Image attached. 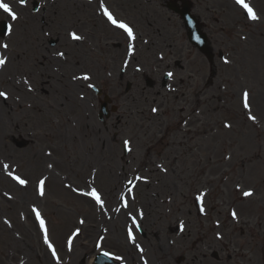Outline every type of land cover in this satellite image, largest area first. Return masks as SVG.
Listing matches in <instances>:
<instances>
[{
	"label": "rangeland",
	"instance_id": "obj_1",
	"mask_svg": "<svg viewBox=\"0 0 264 264\" xmlns=\"http://www.w3.org/2000/svg\"><path fill=\"white\" fill-rule=\"evenodd\" d=\"M248 1L256 8L258 19L249 20L248 15L240 11L241 27L237 37L244 38H241V57L237 61L239 66L218 73L210 86L199 87L193 75L180 72L176 77L181 76L184 81L176 89L169 91L159 86L154 89L146 87L145 91L134 92L136 95L133 96L132 92L125 91V85L120 84L117 72L109 75L111 70L108 69L113 59L101 55L97 63L107 61V69L97 63L88 67L87 59L82 57L81 61L78 59L79 70L75 65H68L69 69L58 72L55 78H60V88V83H64L62 89L70 77L92 73L95 76L92 82L104 89V93L110 95L119 106L118 113L113 114L105 124L102 123L99 119L101 98L90 89L88 83L91 82L82 77L74 82L79 91V103L84 101L94 109L99 135L93 139L91 151L85 144L79 146L70 143L69 154L79 156L83 163L91 165L89 171H79V176L90 178L92 171L95 174L92 185L87 180L76 181L74 173L60 162L61 157L51 153L50 140L41 143L39 130H35L36 124H42L46 133H49L50 125L54 123L65 126L71 120L76 124L81 107L71 103V107L54 112L53 115L45 108L38 115L27 109L21 112L14 105L10 83L0 76V88L10 94L7 100L11 102L10 108H6L4 100L0 98V160L10 163L11 171L18 175L25 174L30 179L26 187L16 185L0 170V264H48L46 259L54 264H92V256L97 253L96 247L111 250L125 264H157L158 260L166 263L170 255L176 261H182V264H250V261L264 264L261 251L264 231H261L262 237H256L255 240L246 231L236 242L239 231L231 234L227 219L224 229L221 225L218 229L207 231L206 237H210L213 246L211 249L202 244L205 233L201 236L199 229L189 235L185 242L179 243L175 250L169 245L167 237H175L174 233L166 232L160 237L156 234L159 222L156 223V220L160 218L158 213L162 208L169 207L175 201L176 207L181 205L185 210L192 202L190 192L200 182L208 184L206 189L209 191L211 209L224 205V216H227L234 203L240 200L245 202V191L253 190L251 201L254 205L245 207L243 204L237 212L242 213L241 217L246 221L243 229L254 228V223H257L264 230V0ZM212 2L220 5L217 0ZM235 19V16L232 18L228 14L229 21L234 22ZM164 26L165 29L160 27L161 36L154 34L152 51L167 57L173 50L169 46L179 44L182 40L178 35L173 36L175 29L171 23ZM154 28H150V31L153 32ZM44 30L51 36L64 31L65 38L53 49L63 52L68 59L74 58L76 43L69 35L74 30L70 24ZM35 32L38 31L35 29ZM34 36L26 47L31 52L26 55L27 62L31 61L40 45L52 47L44 32L41 35L35 33ZM159 42L163 45V51L161 46L158 47ZM185 44L188 45V42L185 41ZM19 49L10 45L8 53L12 50L21 56L19 51L22 49ZM3 51V48L0 49V53ZM23 62V58L22 62L21 59L10 62L13 64L10 70L13 78L26 76L35 89H49V95L53 96L52 88L45 84L41 86L29 72L22 71ZM48 62L56 64L50 59ZM195 62L199 66L194 70L202 66L206 76L209 70L202 64L204 59L198 56ZM219 62L217 58L216 63ZM194 84L197 86L195 89ZM200 90L204 92L200 94ZM244 91L249 93L252 111L250 108L245 110L242 105ZM45 97L46 94H43ZM46 100L49 101V97ZM26 101H29V97ZM164 111L166 115L162 114ZM249 115L255 116V121L249 119ZM169 123L174 124L173 128L168 126ZM75 124L73 129H76ZM116 133L117 140L113 141ZM20 137L33 138L36 143L21 148L15 143V138ZM124 141H128L131 146L127 156L129 163L121 158ZM37 151L43 154L49 152L44 161L37 160ZM48 165H52L51 170ZM46 174L49 177L45 194L41 197L36 181ZM135 174L139 177L136 192L132 195L123 193L130 207L116 206L119 204V195L126 191V181ZM92 187L103 193V209L90 196L81 195V191L87 193ZM176 195L180 204L177 199L173 200ZM33 207L39 210L45 221L49 243L58 253L55 256L44 241V230L36 226ZM116 208L123 211L116 213ZM219 210L211 211L217 219ZM252 213H255L254 218L247 221L248 214ZM141 214L143 234L136 231L139 243L137 250L136 244L128 239L127 230L130 227L134 229L130 218ZM74 227L79 228L81 234L71 239L69 234ZM218 234L221 239L217 237ZM212 249L220 250L222 261L203 257L204 253L210 255ZM253 249L256 252L252 253ZM226 253H230L232 258L225 259ZM55 257L58 261L54 260ZM182 257L186 259L182 260Z\"/></svg>",
	"mask_w": 264,
	"mask_h": 264
},
{
	"label": "bare ground",
	"instance_id": "obj_2",
	"mask_svg": "<svg viewBox=\"0 0 264 264\" xmlns=\"http://www.w3.org/2000/svg\"><path fill=\"white\" fill-rule=\"evenodd\" d=\"M48 51L51 53L50 57L52 62L55 61L56 55L54 54L53 49H49L43 45V48L40 49V54L44 53V51ZM21 56L16 54H11L10 56H4L6 60L5 65L2 66L1 72L4 70L3 77H5L9 72V69L13 66L10 62H15L16 60H20ZM34 58V63L39 65L38 74L36 80L41 84L48 85L49 88H52V95L50 96V90L48 92L38 89L32 88H24L19 86H14L10 88V93L12 99L14 101V105L17 108L21 109L23 112L27 109L29 112L34 115H38L41 113L42 109L45 108L46 111H49L50 115H53L54 112H59L61 109H65L66 107H71V103L77 107L78 105L81 107L80 112L78 113V120L76 124L69 120V123H66L65 126L58 124H51L49 133H46L45 127L42 124H36L35 130H39L38 138L41 143L45 142L46 139L50 140V150L51 153L60 156V162L69 168L75 175V180L78 182H83L87 180V182H91V185L94 183L95 174L91 172L90 178L80 177L79 171H89L88 167L91 165L83 163L79 156H72L69 154L70 143H74L75 145L85 146L91 151L93 149L92 142L95 136L99 135L98 128L95 124V114L94 109L88 106L84 101L79 103V91L77 87L74 85L76 79L74 77H70V79L66 80V85L63 88V82L60 83L61 88L59 87L60 78H55L57 76V71L52 69L51 63L45 64L43 62L36 61ZM67 68L68 65L66 63ZM7 81V78L4 79ZM78 80V79H77ZM11 83L12 81L9 80ZM20 85V84H19ZM5 89L0 88V92L5 93ZM43 94H46V97L43 98ZM2 96H0L1 98ZM4 97V96H3ZM29 97V101L26 99ZM47 97H49V101H47ZM11 102H5L6 108H10ZM76 125V129H73V125ZM33 143H36L34 139L31 140ZM34 145V144H33ZM47 154H43L41 151H37V160L44 161ZM48 156V155H47ZM2 163H7L5 161H1ZM9 166L10 163H8ZM10 168V167H9ZM48 169L51 170V167L48 165ZM0 170L2 169V164H0ZM11 171V169H9ZM6 172V171H4ZM12 172V171H11ZM49 175H41L40 179H44L46 182L48 181ZM69 184V183H68ZM81 194L82 196L85 194L84 191ZM89 229L87 230V232ZM91 232L89 233L90 236ZM80 235L79 228H73L71 233L69 234V238L76 239ZM46 257V256H45ZM47 258V257H46ZM39 261H42L40 258H37ZM48 264H54L50 262V260L45 261ZM55 262V261H54Z\"/></svg>",
	"mask_w": 264,
	"mask_h": 264
},
{
	"label": "snow or ice",
	"instance_id": "obj_3",
	"mask_svg": "<svg viewBox=\"0 0 264 264\" xmlns=\"http://www.w3.org/2000/svg\"><path fill=\"white\" fill-rule=\"evenodd\" d=\"M19 3L21 5H24L26 3V0H19ZM235 3L240 5L241 7H243L247 11L248 18H250L252 20L258 19L257 15L254 13L253 9L251 7H249V5L244 2V0H235ZM101 8H103L104 15L111 22V24H113L117 28L123 29L124 32L127 34V37L129 38V40H135L136 37L134 35L133 29L128 24H126L124 22H118L113 17V15L108 11V9L106 7H104L103 3H101ZM0 11H2L5 14H7V16L10 17V19L12 21H16L19 18L17 13L15 11H13L12 6L9 3H6L5 0H0ZM11 32H12V25H8V33H9V35H11ZM69 35L71 36V38L73 40L82 39V37L78 36L75 32H72ZM0 47H2L4 49H7L8 48V44H6V43L5 44H0ZM130 47H131V45H130ZM59 55L63 56L64 53H59ZM5 63H6V60L4 58L0 57V67L5 65ZM225 63H228L227 59H225ZM167 75L169 77H171L173 74L171 72H169V73H167ZM74 79H81V77H74ZM82 79L83 80H90L91 77L88 76V75H84L82 77ZM89 86L92 87V85H89ZM0 96H6V93L0 92ZM243 107L245 109H249V107H250V105H249V93L247 91L243 92ZM153 111L155 112L156 109H153ZM248 118L253 120V121H255V119H256V117L252 116V115H249ZM225 126L229 127L230 125H225ZM127 144H128V141H125V145L126 146H127ZM0 164H2V169L7 172V174L11 177L12 180L16 181L19 185L24 186V187H26L28 185L29 181L27 179L21 178L19 175H13L12 172L9 171V167L10 166L7 163L0 162ZM51 166L52 165H49V167H51ZM136 179H139V177H136ZM128 183H129V185H131L132 181H129ZM44 189H45V180L44 179H40L38 181L37 190H38V193H39V195L41 197H43L44 194H45ZM129 191H131V188H129ZM85 195L90 196L103 209L104 201H103L100 193L95 188H92L91 191L85 193ZM244 195L245 196H251L252 192L251 191L245 192ZM125 207H128L127 201H125ZM32 211L35 213V216H36L37 221L39 222L40 228L44 230V233H45L44 241H45V243H47L49 245V248H52V245H51V243H49V240H48L47 228H46V225H45V221H44V219L41 216V213L35 207H33ZM201 211H203V208L201 209ZM232 216H233V218H236V213L233 212ZM132 222H133V225L135 227H137V228L139 227V225L136 222V218L135 217H132ZM5 223H8V221H5ZM81 223H83V221H81ZM127 236H128V239L130 241L135 243V236L133 235V229L131 227L128 228ZM136 246L139 247V245H136ZM52 254H53V256L56 255V252H55L54 248H52ZM105 255H107V253H105ZM117 259H120V257H117Z\"/></svg>",
	"mask_w": 264,
	"mask_h": 264
},
{
	"label": "flooded vegetation",
	"instance_id": "obj_4",
	"mask_svg": "<svg viewBox=\"0 0 264 264\" xmlns=\"http://www.w3.org/2000/svg\"><path fill=\"white\" fill-rule=\"evenodd\" d=\"M103 1H105L106 6L114 7L117 5L118 9H122V10L124 9V7L118 3H124L127 6L133 7L135 9L134 11L136 12L133 13L132 15L133 21L132 22L129 21L133 26L139 24L141 18L143 19L145 18L146 11L148 10L144 6V4L140 3V0H92V4L98 5ZM151 1L156 3V0H151ZM160 1L163 0H157L158 6H161ZM168 2L169 0H165L164 2H162V4H167ZM48 6H51V4L49 3ZM152 9H156V6L153 5ZM45 10H48L47 6H45ZM95 36L99 47H101L102 45L109 44V41L111 42L114 39V35L111 32L104 30L103 28L97 30ZM121 75H124V73L121 72Z\"/></svg>",
	"mask_w": 264,
	"mask_h": 264
},
{
	"label": "water",
	"instance_id": "obj_5",
	"mask_svg": "<svg viewBox=\"0 0 264 264\" xmlns=\"http://www.w3.org/2000/svg\"><path fill=\"white\" fill-rule=\"evenodd\" d=\"M104 107H106V103L103 104V108H104ZM104 110H106V109H104Z\"/></svg>",
	"mask_w": 264,
	"mask_h": 264
}]
</instances>
